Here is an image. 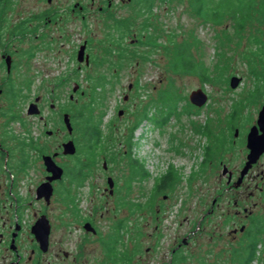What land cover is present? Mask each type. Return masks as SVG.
<instances>
[{
  "label": "rangeland",
  "instance_id": "obj_1",
  "mask_svg": "<svg viewBox=\"0 0 264 264\" xmlns=\"http://www.w3.org/2000/svg\"><path fill=\"white\" fill-rule=\"evenodd\" d=\"M2 1L9 8L6 18L21 23L19 28L25 27L22 30L27 41L38 49V81L43 76L55 78L59 71L67 73V96L59 102L67 100L78 152L65 163L69 173L64 183L76 194V208L69 205L80 218L92 219L106 240L113 234V225L120 222L128 226L132 241L128 250L133 252L136 264L167 261L172 248L190 231L195 232L191 241L181 247L187 258L180 264H238V250L245 245L241 242L244 233L237 230L236 237L230 235L234 223L231 215L223 213L230 209L232 214L233 198L239 197L241 189L221 191V177L223 164L237 174L241 169L248 150L246 134L264 103V12L258 4L252 8L256 12L240 27L236 18L241 14L235 16L233 10L218 21H209L196 15L192 0H155L152 14L147 16L150 26L142 30L144 17L136 16L138 9H133L131 0ZM124 18L130 20V29L124 38L117 39L121 34L116 22ZM139 29L145 35H160L156 44L146 43L144 36L132 42L133 33ZM34 34L39 36L34 38ZM191 37L197 40L191 48L192 55L208 68L209 82L204 83L196 73L184 75L170 67L175 44L190 42ZM13 43L19 47L17 41ZM82 45L89 55L88 63L76 59ZM232 76L240 78L235 88L229 85ZM74 82L80 85L75 92ZM167 88L181 98H176L174 114L158 125L151 118L164 117L166 105L159 98ZM197 89L207 95L201 107L189 101V94ZM119 109L122 113L118 115ZM144 112L147 117L140 120ZM88 118L101 131L92 150L85 130ZM203 126L208 128V134ZM131 158L143 164L147 177L139 174ZM171 165L178 173L176 181L156 192L155 184ZM254 176L253 168L246 179V192L252 190ZM107 177L116 182L113 195L103 191L109 188ZM217 194L219 208L210 215L209 207ZM243 195L240 205L252 208L253 215L264 222V194L255 192L242 201ZM63 198H54L57 205L49 210L50 214L60 213ZM253 202L257 207L252 206ZM236 218V228L245 224L243 216ZM54 234L62 232L56 230ZM76 234L70 239L93 240ZM259 237L262 245L251 264H264V229ZM92 246L85 249L84 256L98 262L105 249ZM124 248L119 247L118 252Z\"/></svg>",
  "mask_w": 264,
  "mask_h": 264
},
{
  "label": "flooded vegetation",
  "instance_id": "obj_2",
  "mask_svg": "<svg viewBox=\"0 0 264 264\" xmlns=\"http://www.w3.org/2000/svg\"><path fill=\"white\" fill-rule=\"evenodd\" d=\"M47 2L51 3L52 0ZM6 4L7 2L0 0V264H136L133 252L128 250L132 242L129 234L131 230L127 229L128 226L118 222L111 228L113 234L109 239H102L99 228L92 219L80 218L75 209L76 194L71 192L66 186L68 183L64 182L69 173L65 163L78 152V143L73 136L75 125L67 110V100L65 103L59 102V99L67 96V73L59 71L57 78L43 76L38 81V49L34 46L35 44L27 41L29 38L22 30L25 27L19 28L21 23L15 24L11 22V19L6 18L4 14L6 10H9ZM78 6L79 9L84 7ZM38 36L34 34L33 37ZM132 36V42L138 40L136 34L133 33ZM13 40L19 43L18 48L15 47ZM24 42L26 46L23 48L21 46ZM77 53V61L86 63L85 60H78ZM84 54L89 58L87 53L84 52ZM77 68L81 69L80 64ZM74 84L73 92L80 87L78 82ZM39 88L42 91H39ZM72 98L71 94L70 99ZM126 98L127 96H124V99ZM65 115L71 124V131L65 121ZM257 120L258 115L252 126L255 125L258 128ZM237 132L238 130L235 129L234 135H237ZM258 133L261 134V130L258 129ZM68 141L74 144V152L71 154L64 152L63 146ZM247 154L248 150L241 169L247 161ZM49 159L61 169L59 178L49 180L52 176L46 165ZM263 161L264 151L241 179V169L237 174L229 170L225 164L222 165L221 182L224 187L221 191L238 192L241 189L239 197L233 198L232 214L230 209L223 213L224 216L226 214L232 216H229L231 223H234L229 231L230 235L233 234L232 236L236 237L238 233H245L250 226L256 228L261 222L253 215L252 208L240 205L239 199L243 194L242 201L252 197L255 192L259 195L264 194ZM103 168H106V162H103ZM253 168L254 184L252 190L246 192L249 187L246 179ZM43 183L50 184L45 186L49 191L46 192L45 188L41 189L40 186ZM61 184H63L62 188L57 187ZM116 187V182L112 179V186L104 187L103 191L108 190L109 195H113ZM59 189L61 193L58 194ZM219 195L217 194L211 201L208 211L210 215L219 208ZM56 196L65 198L63 203H60V213L50 214L49 210L57 205L53 202ZM70 203L75 208L69 205ZM252 206L257 207V203L253 202ZM237 216H243L245 224L242 223L236 228ZM205 218L206 216H203L201 219L202 230L205 228L203 224ZM246 222L249 224L246 225ZM259 227L262 229H259L255 235L259 239L255 258H257L258 248L262 245L259 234L264 226ZM56 230H60L62 234L56 236L54 234ZM237 230L239 231L235 234ZM193 232L195 231H190L187 238L182 239L181 243H177L172 248L167 261L153 264H180L186 261L187 257L181 253V247L191 241ZM74 233L85 234L93 240L70 239V235L77 236V234L74 236ZM157 237L159 240L160 236L157 235ZM176 237V235L173 236V243L176 242ZM90 244L93 245L92 248H95L94 245L97 244V248L100 246L105 249L106 253L99 258L98 262L84 256L85 249L90 247ZM123 246L124 250L118 252V248ZM154 246L156 247L155 243ZM155 247L150 248L152 252ZM146 251H149V248Z\"/></svg>",
  "mask_w": 264,
  "mask_h": 264
},
{
  "label": "trees",
  "instance_id": "obj_3",
  "mask_svg": "<svg viewBox=\"0 0 264 264\" xmlns=\"http://www.w3.org/2000/svg\"><path fill=\"white\" fill-rule=\"evenodd\" d=\"M158 1L164 2V0ZM191 2L193 11L196 13V15H199L205 20L209 21H218L228 10H233L235 16L241 14L240 18H236V22L240 27L245 26L247 19L250 17V15L256 12L254 9H252L255 3H257L262 12H264V0H192ZM130 3H134V5L132 6L133 9H138L136 16L144 17V19H142L143 22L141 24V27L142 30H146L147 27L150 26V20L148 21L149 18L147 16L152 14L151 11L155 5V0H131ZM116 24L118 25L117 28L119 30V33L121 34V36H119L117 39L124 38L125 36L123 35H125V33L127 34V30L130 29V20H128V18H124V20H119L118 22H116ZM142 30L139 29L140 32H134V34L138 36V40L140 38H143L144 36V40L146 43L155 45L160 35H145L143 32H141ZM170 39V42H173L172 38ZM138 40L135 42L137 43ZM116 41L118 42L120 40ZM196 44L197 40H195L194 37H191L190 42H177L174 48L172 49V55L170 57V67L172 71L179 72L180 74L184 75L196 73L197 75H199L202 81L206 83L209 82L210 79L209 70L202 63L195 61L191 52V48L194 45L196 46ZM260 58L263 59L262 57ZM256 91L258 93L260 92L258 88L256 89ZM176 98H181L180 94L178 95L173 90L167 88V90H165L159 98V101L161 100L166 105V113L164 117L159 120H156L154 118H151V120H153L158 125L163 124V122L169 116L174 114L177 106ZM235 112L237 111L234 110L233 113L235 114ZM146 115L147 113L144 112L143 115L140 116V120L145 119L147 117ZM233 119H235V116L233 117ZM85 122V130L87 132L86 134L89 141L88 148L92 150L93 145L97 144V142L100 140L101 131L99 129V125L93 123L89 118ZM137 124L138 123H136V125ZM203 128L204 132L208 134V128L206 126H203ZM131 163L134 166H138L139 169L137 170L139 171L140 175L147 177L148 174L143 169V164H141V162H139L136 158H131ZM177 177L178 173L171 165L167 172L161 177H159L158 182L155 184L156 192L164 190L169 185L173 184V182L176 181ZM259 226H264V222L261 221L256 228L250 226L248 229L245 230L244 236H242L243 238L241 241H244L245 245L242 249L238 250V257L240 255V260L237 261L238 264H251L254 258L256 257V250L259 239L255 235L257 234V231L259 229H262ZM181 257H183L182 254Z\"/></svg>",
  "mask_w": 264,
  "mask_h": 264
},
{
  "label": "water",
  "instance_id": "obj_4",
  "mask_svg": "<svg viewBox=\"0 0 264 264\" xmlns=\"http://www.w3.org/2000/svg\"><path fill=\"white\" fill-rule=\"evenodd\" d=\"M84 49H85L84 45L80 46L77 53L78 60L79 61L85 60V62L88 63V57L87 55L84 54ZM239 82H240V78H238L237 76H232L230 78L229 85L231 88H235ZM206 100H207V95L202 89L193 90L189 94L190 103L197 107H201L203 104H205ZM118 113L121 114V111H119ZM65 121L69 126L68 127L69 130L71 131L72 127L70 122L68 121L67 115H65ZM257 124H258V128L255 125L252 126L247 134V139H246V148L248 149L247 161L245 162V165L240 171V179L246 174L251 164L255 162L258 156L264 151V104L262 105L258 113ZM258 129L261 130V134L258 133ZM63 147L65 153L71 154L74 152V144L72 141H68L67 143L64 144ZM46 165L48 171L52 173V176L49 177V180L60 177L61 169L51 159L46 161ZM107 182L109 187H111L112 179L110 177H108ZM47 185L50 186L49 183H43L40 187L41 189L44 190L45 186ZM46 188L45 191L47 192L48 189Z\"/></svg>",
  "mask_w": 264,
  "mask_h": 264
},
{
  "label": "built area",
  "instance_id": "obj_5",
  "mask_svg": "<svg viewBox=\"0 0 264 264\" xmlns=\"http://www.w3.org/2000/svg\"><path fill=\"white\" fill-rule=\"evenodd\" d=\"M257 263V262H256Z\"/></svg>",
  "mask_w": 264,
  "mask_h": 264
}]
</instances>
